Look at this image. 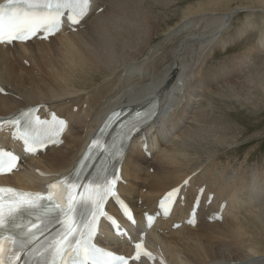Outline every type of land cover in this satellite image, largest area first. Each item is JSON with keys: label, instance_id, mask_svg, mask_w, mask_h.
Masks as SVG:
<instances>
[{"label": "bare ground", "instance_id": "bare-ground-1", "mask_svg": "<svg viewBox=\"0 0 264 264\" xmlns=\"http://www.w3.org/2000/svg\"><path fill=\"white\" fill-rule=\"evenodd\" d=\"M5 1L0 0V4ZM90 1V14L76 28L65 27L47 41L0 45V116L38 106L42 116L54 112L69 123L60 145L37 156L21 153V167L10 176L0 177V185L31 191L45 189L48 183L72 171L110 111L117 107L143 109L158 99L157 118L134 139L121 171L119 193L136 214L137 225L129 227L130 239L113 237L105 225L97 242L117 253L131 254L130 240L144 236L153 257L134 264H264V234L260 229L264 222V180L260 181L256 172L250 180L247 173H237L232 179L227 170H219L214 162L195 160L187 149L192 142L189 140L201 134L197 127L204 113L199 103L205 90L204 81L199 79L200 57L219 44L234 16L249 12L248 7L235 5L225 13L214 12L213 7V12L201 9L164 33L161 42H169L172 49L166 56H159V45L152 43L150 33L146 48L142 50L139 45L133 56H127L120 50L122 34L136 25L151 32L152 21L133 10L136 0ZM261 36L263 47L264 34ZM230 41L232 44V38ZM148 45L149 50L139 55ZM227 47L225 43L223 49ZM154 56L160 58L157 64ZM242 58L239 62L244 64L247 57ZM135 59L138 66L107 75L135 63ZM229 70L234 72V68ZM253 75L248 74L244 84L252 82ZM263 84L262 80L260 87L264 90ZM225 86L227 97L239 100L243 83ZM11 132L0 129V145L19 151ZM185 180L190 181L187 186ZM175 187L182 191L172 215L159 217L152 228H146L144 213L157 212L159 200ZM202 189L197 223L189 225L187 220ZM109 210L118 215L112 204Z\"/></svg>", "mask_w": 264, "mask_h": 264}, {"label": "snow or ice", "instance_id": "snow-or-ice-1", "mask_svg": "<svg viewBox=\"0 0 264 264\" xmlns=\"http://www.w3.org/2000/svg\"><path fill=\"white\" fill-rule=\"evenodd\" d=\"M88 6L89 0H7L0 4V44L24 42L40 33L54 34V30L58 31L63 25L65 11L69 24L79 25L87 15ZM33 111L29 109L12 121L17 126L21 120L25 121L27 129L20 138L29 145V152L33 151L32 144L44 148L57 143V137L67 126L66 120L55 114L50 122L33 116ZM113 115L119 118V113ZM139 115L137 113V117ZM112 122L110 119L108 124ZM139 123L136 118L120 123L118 136L130 139ZM93 146L97 147L98 141H93ZM92 155L90 151L82 160L90 161ZM2 156L8 157L7 166L11 171L18 157L10 152H0ZM4 165L5 161L0 159V168ZM98 172L106 173L107 168L102 165ZM121 179L120 174H113L83 182L77 176L76 182L64 185L63 192L55 191L59 184H51L47 194L0 188V264H19L22 256L26 257L23 264H37L34 259L37 256L45 264H130L132 260L139 261L142 255L151 258L143 243H137L134 257H129L106 251L95 242L102 216L116 230L121 228L114 216L102 210L110 199L124 205L123 215L135 223L119 196ZM189 183V180L183 182L184 186ZM181 191V187H175L162 198L159 207L165 215L169 214ZM77 206L85 208L86 213L78 215ZM147 219L151 224L153 216Z\"/></svg>", "mask_w": 264, "mask_h": 264}, {"label": "rangeland", "instance_id": "rangeland-1", "mask_svg": "<svg viewBox=\"0 0 264 264\" xmlns=\"http://www.w3.org/2000/svg\"><path fill=\"white\" fill-rule=\"evenodd\" d=\"M235 5L237 7H248L249 12L246 10L238 12L231 22L232 25L230 26V29L223 33L224 37L222 36L220 38L219 44H221L214 46L210 51H206L211 52V55H209L210 53L205 52V54L203 53L200 57L201 65L199 67V79L204 81L203 89L205 90H202V95L199 100V103L201 102L200 104L203 106L202 113H204L202 120L198 122L199 126L197 129L203 134L202 136L200 134L199 138L196 136L192 137V139L189 138L190 140L188 139L192 142H189V147L187 148L191 152L187 151L190 156H195V160L216 163V166H218L217 168L219 170H227V172H229L228 176L232 179H235L237 173H247L246 177L250 180L249 176L253 175V172H256L255 176H261L259 177V180L261 181V178L264 180V90L261 89L260 84L262 80L264 81V56L262 60L256 62L249 59V56L243 64L239 62L243 58L241 57L237 59L236 55L233 53L244 47L246 43H251L254 40H257L260 35L264 34V0H219L218 2L216 0H136L135 6L132 7L136 8L133 10H136V12L140 14V17L146 18L149 22L152 21L154 29H157L156 31L158 33L156 32L155 36L154 29H151V32L149 31L146 33V31L136 25L133 28L128 29L124 35L122 34L123 38L121 42L124 43H120V50H124L128 54L127 56H133L140 47L144 50L146 48L145 41L148 39L150 33L152 36H150L151 39H154L152 43L159 45V56H166L172 50L171 44L169 42H161V39L165 37V34L168 33L166 31L173 25L183 21L185 17L191 16L193 13L197 14L204 9L207 12H210L212 11L211 7H213V11L216 10L217 13H225L235 8ZM219 6L220 8H218ZM205 10L203 12H205ZM240 24L246 25V27L242 30L236 31L235 29L238 28ZM139 28L141 30H139ZM92 30H94V28H92ZM112 31L113 30L109 33L111 34ZM231 38L233 42L232 44H229ZM225 43H227L228 47L224 50L223 46ZM139 45L141 46L138 47ZM149 48L150 45H148L146 51L139 53V55H143V53L147 52ZM232 57L236 59L230 60L229 58ZM138 59H135V63H128L126 66L107 75L116 74L126 68L132 67L131 65L138 66L136 62ZM159 60L160 58L158 56H154L155 64H157ZM254 63L258 65L256 72L253 68ZM248 64L251 65L249 68V70H251L250 73H254L255 75L251 76L252 82L249 81L244 84V79L247 78L250 73L247 71H242L241 73L239 72L238 67ZM230 68H234V72L229 70L232 74H228L227 72L229 71H226ZM240 73L242 75L238 76ZM214 74H216V76ZM231 77L232 79H229ZM237 82L239 84L243 83V86H241L243 91L240 90L241 92H239L242 96L239 100H231L227 97L224 86L229 85V83H234L236 85ZM262 87H264V84ZM249 91L252 94L248 97L246 95H248ZM250 96L252 97L251 99ZM246 99L247 101H250L247 102ZM251 101L252 103H250ZM191 145L192 147H190ZM179 150L182 152L183 148H180ZM256 208L257 210L260 209V207ZM260 229H262L264 234V222L261 224Z\"/></svg>", "mask_w": 264, "mask_h": 264}, {"label": "crops", "instance_id": "crops-1", "mask_svg": "<svg viewBox=\"0 0 264 264\" xmlns=\"http://www.w3.org/2000/svg\"><path fill=\"white\" fill-rule=\"evenodd\" d=\"M245 27V25H243V24H240V26L238 27V28H236L235 30L236 31H239V30H242L243 28ZM260 37H261V35H260ZM260 37L257 39V40H254L253 42H251V43H246L245 44V46L244 47H242L241 49H239V50H236V52L235 53H233L234 55H236V57H237V59H239V58H241V57H247V58H249V56H250V58L249 59H251L252 61H254V62H256V61H259V60H262V58H263V56H264V47H262V46H260V41H259V39H260ZM260 46V47H259ZM260 48V49H259ZM257 50V51H256ZM245 54V55H244ZM249 55V56H248ZM230 60H234V59H236V58H229ZM249 62V61H248ZM248 62H246V63H248ZM257 64L256 63H254L253 64V68H254V70H255V72H256V70H257ZM248 67V68H247ZM247 67L245 68L243 65H242V67L241 66H239L238 67V70H239V72H241L242 73V71H247V72H251V70H249V68L251 67V65L250 64H248L247 65ZM239 74L238 76H241L242 74Z\"/></svg>", "mask_w": 264, "mask_h": 264}]
</instances>
